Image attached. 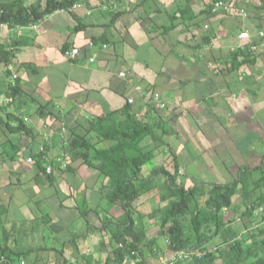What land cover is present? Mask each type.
I'll return each instance as SVG.
<instances>
[{"label":"crops","instance_id":"0c3cea01","mask_svg":"<svg viewBox=\"0 0 264 264\" xmlns=\"http://www.w3.org/2000/svg\"><path fill=\"white\" fill-rule=\"evenodd\" d=\"M50 1L63 0H0V18L10 17L0 20V45L13 51L0 63V100L12 98L0 115V244L30 250L28 262L50 252L55 235L70 254L93 244L92 231L110 245L104 221L125 211L105 197L110 183L83 140L91 133L97 148L110 147L91 126L128 108L162 137L144 141L155 147L151 171L171 170L177 157L188 186L231 183L244 169L247 186L264 181V0H226L228 9L217 0H68L36 23L13 19ZM250 43L263 47L251 54ZM242 185L227 218L244 215ZM141 210L153 229L155 216Z\"/></svg>","mask_w":264,"mask_h":264},{"label":"trees","instance_id":"16d2710c","mask_svg":"<svg viewBox=\"0 0 264 264\" xmlns=\"http://www.w3.org/2000/svg\"><path fill=\"white\" fill-rule=\"evenodd\" d=\"M72 6L73 1H50L44 9L33 7L26 13L20 10L13 19L19 24L36 23L58 9ZM9 18L4 11L0 20L6 22ZM12 56V50L0 45V63L10 64ZM126 114L124 119L117 120V113L112 112L92 124L91 129L99 134L101 140L113 142L110 147L97 148L91 139L84 141L88 153H95L85 154L86 160L93 166V157L98 162L94 164L97 170L110 183L105 197L111 204L121 205L125 211L118 223L111 219V222H104L105 229L112 228L114 244H111L103 264H121L126 258L134 260L135 264H150L151 256L162 251L160 237H150L146 223L138 228L131 212L133 203L154 190L160 178L164 179V190L160 207L155 212L160 221L161 237L174 254L173 264H264V181H259L256 187L247 186V172L249 174L250 170L244 169L241 177L231 183L205 181L188 186L187 178L180 175L181 165L177 157H173L171 170L162 165L144 176V165L156 158L155 147L144 144V141L152 135L156 142L160 140L163 143L162 137L155 135L154 125L132 117L131 109L128 108ZM11 129L15 130L12 126ZM25 129L23 123L16 127V130ZM76 142L74 140L73 144ZM241 183L244 188V215L236 219L227 218L224 209L231 208ZM184 217L189 218L191 233L183 225ZM210 244L214 247L211 248ZM64 250L65 247L62 252ZM181 252H186L188 257L179 258L177 255ZM1 255L18 261L29 259L32 252L16 251L0 244ZM92 259L91 256L89 260ZM43 261L42 252H37L35 260L28 264H43ZM63 264L72 263L66 258Z\"/></svg>","mask_w":264,"mask_h":264},{"label":"rangeland","instance_id":"374dc122","mask_svg":"<svg viewBox=\"0 0 264 264\" xmlns=\"http://www.w3.org/2000/svg\"><path fill=\"white\" fill-rule=\"evenodd\" d=\"M221 1H223L225 3V5L229 6L228 1H226V0H221ZM222 9H224V8H222ZM246 12H247V10H246ZM263 36H264V34H263ZM246 39H249V38H246ZM262 47L263 46L260 47L258 44L250 43V53L251 54H253L254 52L257 53L258 49L262 48ZM62 126L63 125H61V127ZM89 135L92 138L91 133H89ZM83 142H84V140H83ZM151 165L146 164V166L144 168L145 172L143 173L144 176H148L152 172L151 171V168H152ZM187 173L188 172H185V169L180 170V175L185 176L187 178V182L189 183L188 180L192 181V178ZM162 179L163 178H160L157 181V185L155 186L154 190H152L151 192H149L147 194L142 195L139 199H137L133 203V206L131 208V212L134 216V220H135L136 226L138 228L143 225V223H142L143 221L148 220V214H146L145 217H142V213H141L142 210L141 209H143V208L147 209V211L150 213V215L153 217L155 216V218H156V222L154 223L156 225L153 227V229L149 228L150 224H147L148 226L146 225V227L148 228V234L150 237H152V238L160 237L159 243L161 244V247L163 249L159 254L151 256L150 264H173L172 262L174 261L173 252L169 251V249L167 248V246L165 244V240L161 237V231L162 230L160 227V221L158 220V214L155 212V211H157L156 209L158 207H160V205H158V204H161L160 203V197L163 194V190H164L163 189L164 181H162ZM155 202H156V205H154L153 208H151V206L153 204H155ZM224 210L227 211V208H225ZM121 218H122V216H119L117 219H115V220L111 219V220L113 223L114 222L118 223V221L121 220ZM109 220L110 219H107L106 221H109ZM111 220H110V222H111ZM182 222H183V225H184L186 231H190L191 226L189 223V218L188 217L182 218ZM253 224H255V222H253ZM111 229L112 228L109 227V230L107 231V234L109 235L108 240H110V245H108V246L106 245L105 250H103L101 247V242H103L104 237L102 235H100V233H95L92 231L90 233V240H93V244L88 246L86 250L77 251V252L75 251V252H73V254L72 253L70 254L67 250H64V252H62L64 244L62 245L60 240L64 237V235L52 236V237H50V240L52 242L51 247L53 249L50 252H43L42 256L45 255L44 261H47L49 259V262L51 264H63V259H66L68 256L69 260L72 261L71 262L72 264L73 263L103 264L105 262L107 255L109 254V251L111 250V244H114L113 243L114 242L113 237H112L113 232L111 231ZM190 233H191V231H190ZM210 247L213 248L214 245L210 244ZM91 256L93 257V259L89 260V258ZM177 256L179 258L188 257L186 252H181ZM43 264H46V263H43ZM47 264H48V261H47Z\"/></svg>","mask_w":264,"mask_h":264},{"label":"built area","instance_id":"2783aa9c","mask_svg":"<svg viewBox=\"0 0 264 264\" xmlns=\"http://www.w3.org/2000/svg\"><path fill=\"white\" fill-rule=\"evenodd\" d=\"M215 7L216 8L228 9V5H225V3L223 1H221V0L217 1L215 3ZM240 37L241 38H249L250 34H249V32L244 31V32H242L240 34ZM66 54L69 57L74 58V57H76L79 54V49L78 48H73V49L67 50ZM124 74L125 73H122L121 75H124ZM11 101H12V98H9V97H6V98L0 100V115H1V112H2L3 108L5 107V105L10 103ZM129 101L133 102L134 100L133 99H129ZM27 162L28 163H33L34 162V158L33 157H28ZM52 170L53 169H52L51 165L46 167V172L48 174H51ZM5 262H9V264H28V261L25 258H22V259H20L18 261H12V260L8 259L5 255H1L0 256V264L5 263ZM121 264H135V261L130 259V258H126Z\"/></svg>","mask_w":264,"mask_h":264}]
</instances>
